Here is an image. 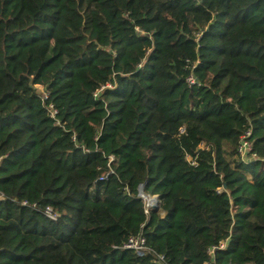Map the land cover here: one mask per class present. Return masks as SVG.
<instances>
[{
	"label": "trees",
	"instance_id": "1",
	"mask_svg": "<svg viewBox=\"0 0 264 264\" xmlns=\"http://www.w3.org/2000/svg\"><path fill=\"white\" fill-rule=\"evenodd\" d=\"M156 254L264 264V0H0V264Z\"/></svg>",
	"mask_w": 264,
	"mask_h": 264
},
{
	"label": "built area",
	"instance_id": "2",
	"mask_svg": "<svg viewBox=\"0 0 264 264\" xmlns=\"http://www.w3.org/2000/svg\"><path fill=\"white\" fill-rule=\"evenodd\" d=\"M186 80H187L189 85L196 84V79L193 75L188 76ZM43 94H44V96H46L45 91H43ZM55 113H56V111L54 109H52V116H54ZM248 135H249V132H247L246 135H244L240 138V141H239V144L237 147L238 154H239L240 158L243 160H247L251 157L250 151L252 148V143L248 140V138H247ZM25 203L26 202L24 201L23 204H25ZM44 212H45L46 216L50 219L56 220L58 217V214L55 213L51 207H47ZM222 246H223V244H222ZM124 247L132 248L139 254H143L144 250L147 249L146 245H145V238L143 236H131L128 239V242L124 245ZM213 251H214L213 249L210 250V253H213ZM156 255H157L156 261L158 264H170V263L165 261V259L162 255H158V254H156ZM205 264H215V263H214V261H211V262H206Z\"/></svg>",
	"mask_w": 264,
	"mask_h": 264
},
{
	"label": "water",
	"instance_id": "3",
	"mask_svg": "<svg viewBox=\"0 0 264 264\" xmlns=\"http://www.w3.org/2000/svg\"><path fill=\"white\" fill-rule=\"evenodd\" d=\"M140 195L142 197H146V195L143 192V186H140ZM150 199H152L153 204L149 203V205H148L149 206V210L159 211L161 209L159 196L158 195H154Z\"/></svg>",
	"mask_w": 264,
	"mask_h": 264
},
{
	"label": "rangeland",
	"instance_id": "4",
	"mask_svg": "<svg viewBox=\"0 0 264 264\" xmlns=\"http://www.w3.org/2000/svg\"><path fill=\"white\" fill-rule=\"evenodd\" d=\"M39 91H40L41 93H43L42 90H41V87H40ZM151 197H152V196H146V197H144V198H145L144 200H145L146 207H149V206H148L149 203H150V204H153L152 201L150 202V198H151ZM147 198H148V199H147Z\"/></svg>",
	"mask_w": 264,
	"mask_h": 264
},
{
	"label": "bare ground",
	"instance_id": "5",
	"mask_svg": "<svg viewBox=\"0 0 264 264\" xmlns=\"http://www.w3.org/2000/svg\"><path fill=\"white\" fill-rule=\"evenodd\" d=\"M148 199V198H147ZM152 201V199H150V202Z\"/></svg>",
	"mask_w": 264,
	"mask_h": 264
}]
</instances>
